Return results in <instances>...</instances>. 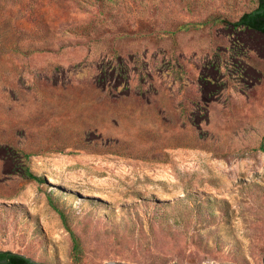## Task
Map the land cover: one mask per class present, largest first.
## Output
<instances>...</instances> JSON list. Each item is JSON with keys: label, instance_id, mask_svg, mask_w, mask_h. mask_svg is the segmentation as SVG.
<instances>
[{"label": "rangeland", "instance_id": "374dc122", "mask_svg": "<svg viewBox=\"0 0 264 264\" xmlns=\"http://www.w3.org/2000/svg\"><path fill=\"white\" fill-rule=\"evenodd\" d=\"M257 5L0 0V250L264 264Z\"/></svg>", "mask_w": 264, "mask_h": 264}, {"label": "trees", "instance_id": "16d2710c", "mask_svg": "<svg viewBox=\"0 0 264 264\" xmlns=\"http://www.w3.org/2000/svg\"><path fill=\"white\" fill-rule=\"evenodd\" d=\"M237 26H245L264 33V0H258L255 9L245 12L235 22ZM0 264H45L10 250H0Z\"/></svg>", "mask_w": 264, "mask_h": 264}]
</instances>
